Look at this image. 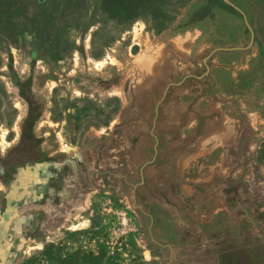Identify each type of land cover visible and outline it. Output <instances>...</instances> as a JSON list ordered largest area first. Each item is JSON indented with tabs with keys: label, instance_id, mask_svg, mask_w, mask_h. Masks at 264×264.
Here are the masks:
<instances>
[{
	"label": "rangeland",
	"instance_id": "rangeland-1",
	"mask_svg": "<svg viewBox=\"0 0 264 264\" xmlns=\"http://www.w3.org/2000/svg\"><path fill=\"white\" fill-rule=\"evenodd\" d=\"M230 1L250 45L206 0L122 25L20 0L59 54L0 31V264H264V5Z\"/></svg>",
	"mask_w": 264,
	"mask_h": 264
},
{
	"label": "trees",
	"instance_id": "trees-1",
	"mask_svg": "<svg viewBox=\"0 0 264 264\" xmlns=\"http://www.w3.org/2000/svg\"><path fill=\"white\" fill-rule=\"evenodd\" d=\"M165 0H137L134 3L131 0H99L101 12L114 20L117 24H127L139 18L143 14L155 15L157 17L162 12V6ZM258 4L264 5V0H255ZM39 7H43L46 3L56 4L63 8H81L85 4V0H38ZM224 6L237 12L232 6L226 4L223 0H206L200 6L199 14L203 16L210 8ZM43 9V8H42ZM28 10L24 3L20 0H0V31L9 37H18L24 33L33 35L35 45L44 53L52 51L56 55L59 54L57 49L59 45L60 35L58 28L40 18V12L33 15L27 14ZM23 19L17 21V17ZM100 55H96L97 57ZM113 102V106L109 111L112 115L117 112L120 101L114 97L109 99ZM108 114V115H109ZM109 115V116H110ZM256 160L264 164V143L258 146L256 151ZM53 264H110L107 260L105 252L100 250L97 254L83 253L75 251L64 256L49 257Z\"/></svg>",
	"mask_w": 264,
	"mask_h": 264
},
{
	"label": "water",
	"instance_id": "water-1",
	"mask_svg": "<svg viewBox=\"0 0 264 264\" xmlns=\"http://www.w3.org/2000/svg\"><path fill=\"white\" fill-rule=\"evenodd\" d=\"M223 1L225 3H227V4H229L230 6H232L235 10H237L242 15L244 23H245L246 27L248 28V30L250 32V40H249V43H248V45H250L253 42L254 33H253L252 28L250 27V25L248 23V20H247V18L245 16L244 12L238 6H236L234 3H232L230 0H223ZM240 48H243V47L219 48V50L227 51V50H230V49H240ZM206 68H207V66H206Z\"/></svg>",
	"mask_w": 264,
	"mask_h": 264
}]
</instances>
